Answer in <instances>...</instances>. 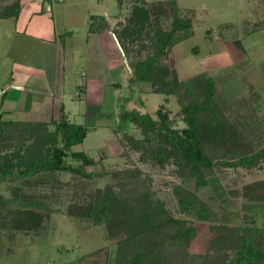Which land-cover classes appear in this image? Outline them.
I'll return each mask as SVG.
<instances>
[{"label": "rangeland", "instance_id": "obj_1", "mask_svg": "<svg viewBox=\"0 0 264 264\" xmlns=\"http://www.w3.org/2000/svg\"><path fill=\"white\" fill-rule=\"evenodd\" d=\"M142 1L150 6L162 0ZM142 1L55 0L52 12L47 11L53 14L54 28L59 32L52 42H41L32 36L35 33L30 27L26 31L18 30L21 23L16 27L0 17V89L8 91L0 109L10 110L4 117L44 120L50 113L57 117L63 102L70 121L85 123L89 128L83 142L74 146V150L83 149L96 160L85 168L92 173L88 179L69 172L45 173L46 177L34 175L27 183L19 177L0 179V195L10 199L6 207L11 210L8 218L29 208L49 214L42 218L36 233L11 229L7 217L0 219V264H115L117 240L125 235L110 239L103 224L71 218L67 210L70 205L86 203L95 188L115 181L113 171L124 169H135L139 180L148 184L147 189L163 202L172 216L186 219L195 228V235L185 246L187 257L206 253L215 231L209 228L208 221L179 210L172 187L181 181L171 172L172 166L160 168L141 162L138 153L121 144L122 132L137 136V131L131 125L123 131L115 126L119 108L154 115L161 103L171 111L175 125L183 126L174 97L165 102L161 94L152 93L148 84H129V59L124 58L123 49L111 32L119 31L133 4ZM176 2L179 15L191 18L193 35L171 48L167 65L175 70L179 80L200 75L213 77L219 103L235 123L253 130L248 133V139L252 147H259L263 136L256 129L264 126V0ZM92 14L103 15L109 31L88 32ZM12 86L24 90L26 95L31 93L30 103L26 98L21 99L22 103H29L28 110L17 106L21 105L20 92L12 90ZM67 161L76 164L69 158ZM221 172H225H218L225 186L231 185L233 177L239 187L264 178V169ZM182 186L193 189L192 182ZM12 187H19L18 196L36 199L46 207L22 203L23 200L17 203ZM209 189L201 188L199 196L206 198ZM241 202V198H231L225 219H219V215L226 209L218 210V203H211L215 224L243 223L244 212L248 216L250 212ZM257 219V224L264 223V216Z\"/></svg>", "mask_w": 264, "mask_h": 264}, {"label": "trees", "instance_id": "obj_2", "mask_svg": "<svg viewBox=\"0 0 264 264\" xmlns=\"http://www.w3.org/2000/svg\"><path fill=\"white\" fill-rule=\"evenodd\" d=\"M176 1L162 0L150 6L143 1L135 3L122 28L111 32L123 49L124 58L129 59V84L146 83L165 102L174 97L183 126L175 125L171 111L163 103L154 115L119 108L115 126L123 131L131 125L137 131V136L122 132L121 144L138 153L141 162L160 168L172 166L171 172L181 181L172 187L179 210L208 221L209 228L215 231L206 253L191 256L192 260L187 257L185 246L195 235V228L186 219L172 216L163 202L153 197L148 184L139 180L135 169L113 171L114 182L95 188L86 203L70 205L67 214L103 224L110 239L125 235L117 240L115 264H264V223L257 224V217L264 216V178L239 187L234 177L231 185L225 186L218 175L225 173L221 172L224 169H264V126L256 129L263 136L261 145L252 147L248 133L253 130L235 123L221 106L213 77L200 75L179 80L175 70L167 65L171 48L193 35L191 18L179 15ZM44 2L50 4L51 0ZM19 9V0H13L0 15L16 16ZM89 19L88 32L109 31L103 15L92 14ZM234 42L239 46L238 41ZM6 95V91L0 94V105ZM3 113L0 110V179L19 177L27 183L34 175L46 177L45 173L56 172H69L85 179L92 177L85 168L96 160L83 149L74 150V146L83 142L89 128L85 123L70 121L64 106L61 105L56 118L47 121L10 120ZM28 140L31 143L27 144ZM186 182L193 183L192 190L182 186ZM205 187L210 191L203 198L198 191ZM11 190L17 203L23 200L22 203L46 207L36 199L18 196L19 187ZM231 198H241L243 208L250 215L244 212L241 224H215V210L210 204L217 202L218 210L226 209L219 215V219H225ZM8 203L10 199L0 195L2 220L11 212L6 208ZM16 213L7 217L11 229L35 233L42 218L49 215L32 208Z\"/></svg>", "mask_w": 264, "mask_h": 264}, {"label": "crops", "instance_id": "obj_3", "mask_svg": "<svg viewBox=\"0 0 264 264\" xmlns=\"http://www.w3.org/2000/svg\"><path fill=\"white\" fill-rule=\"evenodd\" d=\"M60 1V0H59ZM13 2V0H0V11L4 8L6 5H10ZM55 0H51L50 4L48 2H44V0H19L20 9L18 14L15 15H8V16H1L4 21H10L13 23L14 26L17 25V23H21L18 26V30L26 31L27 27H30L33 31L32 36H35L41 40V42H52L56 41V35L59 32L55 31L54 28V19L53 14L47 13V11L52 12V6L55 5ZM40 25V26H39ZM17 27V26H16ZM16 70V69H15ZM14 71V70H13ZM90 85V84H89ZM12 90L15 92H20V99L18 101L21 102L20 108L29 109V103L31 100V93H28L27 95L24 94V90L19 89V87H13ZM6 91V90H4ZM3 89H0V94L4 92ZM8 92V91H6ZM17 95V94H16ZM33 96V94H32ZM7 97V95H6ZM26 98V100L29 102L28 105L25 103H22L21 99ZM6 99V98H5ZM5 101V100H4ZM25 104V105H24ZM64 106L65 103L61 102L58 107V112L60 107ZM0 110H4V113L10 110H6L1 108ZM65 110V106H64ZM66 111V110H65ZM3 113V117L4 114ZM5 118V117H4ZM50 118H56L54 114L50 113L49 118L44 119L42 121H47ZM10 120H24V119H10ZM37 120V119H36ZM36 120H24V121H36Z\"/></svg>", "mask_w": 264, "mask_h": 264}]
</instances>
